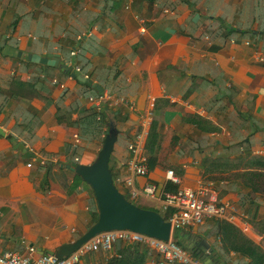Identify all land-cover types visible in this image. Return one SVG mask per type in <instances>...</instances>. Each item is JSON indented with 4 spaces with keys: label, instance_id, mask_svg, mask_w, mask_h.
Returning <instances> with one entry per match:
<instances>
[{
    "label": "crops",
    "instance_id": "obj_1",
    "mask_svg": "<svg viewBox=\"0 0 264 264\" xmlns=\"http://www.w3.org/2000/svg\"><path fill=\"white\" fill-rule=\"evenodd\" d=\"M259 54L264 0H0V252L34 247L37 256L93 224V190L67 165L95 160L106 134L84 138L80 119L107 106L118 130L110 167L120 191L140 134L139 154L154 163L135 185L157 189L136 204L160 211L164 192L209 186L239 213L182 229L183 241L197 248L205 240L214 264H264ZM76 69L112 99L98 101ZM126 244L78 264H109Z\"/></svg>",
    "mask_w": 264,
    "mask_h": 264
},
{
    "label": "built area",
    "instance_id": "obj_2",
    "mask_svg": "<svg viewBox=\"0 0 264 264\" xmlns=\"http://www.w3.org/2000/svg\"><path fill=\"white\" fill-rule=\"evenodd\" d=\"M258 58L261 62H264V55L259 54ZM97 99L101 102L111 100L112 97L103 94ZM91 100H93L92 97ZM140 136L139 134L129 144L132 156L127 162L128 173L122 180L126 187L125 195L133 201L141 195L154 198L157 189L154 184H146L142 188L135 185V176L146 175L149 172L147 158L139 154L137 140L140 139ZM79 141V136L75 135V142ZM167 176L175 182L179 181L173 170H168ZM160 200V210L163 213H169L167 220L172 224L173 233L168 240L130 229H116L96 234L77 250L62 258H58L55 254L40 252L35 256L32 255L34 247H27L26 251L12 249L0 252V264H78L85 254L99 249L112 250L118 241L141 244L152 250L154 255L149 259L148 264H206L201 257L193 254V249H186L178 243V240L174 237L175 231L190 226L202 225L210 220L227 219L233 221L239 213L235 205L221 201L216 191L206 185L197 189L166 191ZM210 252L206 249L205 254L209 256Z\"/></svg>",
    "mask_w": 264,
    "mask_h": 264
},
{
    "label": "water",
    "instance_id": "obj_3",
    "mask_svg": "<svg viewBox=\"0 0 264 264\" xmlns=\"http://www.w3.org/2000/svg\"><path fill=\"white\" fill-rule=\"evenodd\" d=\"M54 58L57 63L60 61L59 56L54 55ZM73 75H77L82 81L91 82L100 94L104 93L101 85L93 83V80L90 78L82 77L79 70H73ZM106 110L107 106L101 109L104 115L107 114ZM107 124L108 129L103 146L99 150L95 160L90 164L71 163L67 165L93 190L98 208L97 220L74 241L66 242L56 250L43 249L40 251L41 253H51L55 254L58 258H62L77 250L84 242L96 234L116 229H130L164 240H168L171 237L173 230L169 220L165 219L157 210L142 207L129 200L115 183L110 167V157L117 140L118 130L112 120H109ZM0 133L5 135V132L1 129ZM7 137L10 138L14 146L22 149L26 153V156L35 157L24 144L17 142L11 134H7ZM188 245L191 249H195L194 242H189ZM206 249H211L210 244L205 240H201L195 251L206 264H214L212 258L205 254Z\"/></svg>",
    "mask_w": 264,
    "mask_h": 264
},
{
    "label": "trees",
    "instance_id": "obj_4",
    "mask_svg": "<svg viewBox=\"0 0 264 264\" xmlns=\"http://www.w3.org/2000/svg\"><path fill=\"white\" fill-rule=\"evenodd\" d=\"M229 30L232 31V29ZM68 71L71 72V68L68 67ZM108 111L109 113H111L113 117L114 116L116 117L117 112L115 109L109 107ZM0 113H1V109H0ZM80 121H81L82 134L84 138L93 137L96 134H102V133L106 134L107 132L108 115H104L103 112L97 107L92 109V111L86 114L82 119H80ZM103 141H104V137H103ZM153 159H154L153 157L149 158V163H148L149 168L153 167V163H154ZM76 177L78 179H81L78 175H76ZM45 182L46 180L43 181V183ZM94 203L95 204H94V213H93L94 214L93 223L97 220L98 217V208L95 199H94ZM157 211L160 212L159 210ZM160 213L163 215L165 219H168L169 213H163V212ZM174 237L178 240V243L181 246H183L186 249H190L188 244L183 241V236H181L180 230L175 231ZM128 244L129 243L123 246V249L120 250L119 256H114L111 258L109 264H145L147 257L151 254L150 252L151 250L148 247L144 246L143 250L139 251L137 243H134V245L131 247ZM196 249L197 248L192 250L194 251L193 254L195 256H199V254L196 253L195 251Z\"/></svg>",
    "mask_w": 264,
    "mask_h": 264
},
{
    "label": "clouds",
    "instance_id": "obj_5",
    "mask_svg": "<svg viewBox=\"0 0 264 264\" xmlns=\"http://www.w3.org/2000/svg\"><path fill=\"white\" fill-rule=\"evenodd\" d=\"M104 94V93H103ZM103 94H101V95H103ZM115 180V179H114ZM116 183V182H115ZM124 193V192H123ZM125 194V193H124ZM127 197V196H126ZM128 198V197H127ZM130 200V199H129ZM132 202H133V200H131ZM135 203V202H134ZM160 212H162L161 210H160Z\"/></svg>",
    "mask_w": 264,
    "mask_h": 264
},
{
    "label": "rangeland",
    "instance_id": "obj_6",
    "mask_svg": "<svg viewBox=\"0 0 264 264\" xmlns=\"http://www.w3.org/2000/svg\"><path fill=\"white\" fill-rule=\"evenodd\" d=\"M133 202H135V203H139L138 199L134 200Z\"/></svg>",
    "mask_w": 264,
    "mask_h": 264
}]
</instances>
